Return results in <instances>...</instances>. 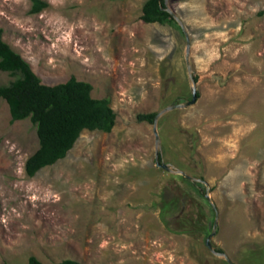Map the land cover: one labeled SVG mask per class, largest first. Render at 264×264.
Here are the masks:
<instances>
[{"label": "rangeland", "instance_id": "rangeland-1", "mask_svg": "<svg viewBox=\"0 0 264 264\" xmlns=\"http://www.w3.org/2000/svg\"><path fill=\"white\" fill-rule=\"evenodd\" d=\"M41 1L48 7L32 15L30 0H0L2 40L42 84L87 82L116 118L28 178L35 128L11 122L0 99V264H227L205 246V186L158 168L153 124L136 119L190 100L181 29L142 22L146 0ZM165 9L188 35L198 99L159 116L158 155L208 185L213 249L264 264V0ZM13 80L0 71V85Z\"/></svg>", "mask_w": 264, "mask_h": 264}, {"label": "trees", "instance_id": "trees-1", "mask_svg": "<svg viewBox=\"0 0 264 264\" xmlns=\"http://www.w3.org/2000/svg\"><path fill=\"white\" fill-rule=\"evenodd\" d=\"M29 14H38L48 7L41 0H30ZM140 19L145 24L174 25L175 20L165 9V0H146L141 8ZM0 71L8 73L14 80L0 85V99L8 106L10 121L29 119L35 128L38 148L24 164L28 178L38 171L52 166L66 157L83 131L109 133L116 115L108 99L91 97L92 87L87 82L71 77L64 83L44 85L30 65L2 40L0 29ZM157 113L138 114V122L153 123ZM203 188L198 182L194 183ZM216 252H222L215 249ZM24 264H41L30 256ZM60 264H79L74 260H63Z\"/></svg>", "mask_w": 264, "mask_h": 264}, {"label": "water", "instance_id": "water-1", "mask_svg": "<svg viewBox=\"0 0 264 264\" xmlns=\"http://www.w3.org/2000/svg\"><path fill=\"white\" fill-rule=\"evenodd\" d=\"M166 11L170 14V16L175 20V22L177 23V25L180 27L182 33H183V36H184V39H185V44H186V51H185V63H186V68H187V72H188V80H189V83H190V93H191V96H190V100L188 101H185L183 103H179V104H173L171 106H168L166 107L164 110H162L161 112L157 113L154 117V120H153V134H154V137H155V147H156V151H155V156H154V162H155V165L158 167V168H161L163 169L164 171L166 172H169V173H172V174H176V175H180L182 177H184L186 180H189V181H194V182H198L202 185L205 186V194H204V198L206 199V201L210 204L213 212H214V220H213V224H212V228H211V232L210 234L207 236L206 240H205V246L207 247V249L213 254L215 255L216 257H219V258H223L227 264H232V262L229 260V258L223 253V252H216L211 243H210V240L211 238L215 235L216 233V226H217V210L215 208V206L211 203V200H210V197H209V187L208 185L206 184L205 181L203 180H199V179H194L192 178L191 176L189 175H186L184 174L182 171L180 170H174L172 166L168 165V164H165L161 157L158 155V148H159V137H158V134L156 132V123H157V120L159 118V116L166 112V111H172V110H175V109H182V108H187L191 105H194L198 99V95H197V90H196V85H195V81L193 79V74H192V70H191V66L189 64V48H190V43H189V38H188V35L187 33L185 32V30L183 29V26L181 24V22L179 21V19L177 17H175V15L170 12L169 10L166 9Z\"/></svg>", "mask_w": 264, "mask_h": 264}]
</instances>
